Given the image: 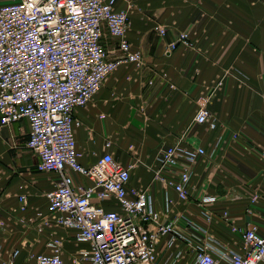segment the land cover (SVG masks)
<instances>
[{"label": "crops", "instance_id": "obj_1", "mask_svg": "<svg viewBox=\"0 0 264 264\" xmlns=\"http://www.w3.org/2000/svg\"><path fill=\"white\" fill-rule=\"evenodd\" d=\"M116 8L129 13L127 39L142 51L143 62L122 63L91 102L76 108L81 162L91 165L107 150L124 164L140 158L131 183L150 188L165 219L180 214L176 225L185 234L201 236L188 225L195 221L227 247L243 251L240 236L220 215L227 210L233 224L264 233V0H117ZM158 26L166 27L164 36ZM181 32L189 42L168 52ZM105 43L110 50L116 47L112 38ZM215 89L209 108L217 125L210 129L195 115L199 95ZM29 132L26 119L0 126L1 260L18 249L15 264H37L35 256L49 250L48 241L61 237L70 263L82 244L49 213L46 193L60 176L36 169L39 158L27 146ZM174 143L207 152L192 166L186 202L154 178L160 149ZM202 194L217 197L209 205L210 221L196 202ZM20 195L27 198L25 210ZM167 197L173 200L170 207Z\"/></svg>", "mask_w": 264, "mask_h": 264}, {"label": "built area", "instance_id": "obj_2", "mask_svg": "<svg viewBox=\"0 0 264 264\" xmlns=\"http://www.w3.org/2000/svg\"><path fill=\"white\" fill-rule=\"evenodd\" d=\"M116 4L117 0L0 2V126L28 120L27 146L39 158L36 169L60 176L46 193L49 213L56 215L58 224L73 229L75 240L82 244L68 263L64 240L55 237L48 241L47 252L35 256L37 264H264V233L256 226L233 224L227 210L220 220L240 236L241 252L195 221L188 220V225L201 236L185 234L176 225L180 214L165 219L150 188L131 183L140 158L124 164L107 150L91 165L81 162L76 108L91 102L122 63L143 62L142 51L127 39L129 13ZM157 30L166 34L165 26ZM106 38L116 41L114 50L107 47ZM180 42H189L187 33H179L167 51ZM216 90L199 95L195 115L197 123L210 129L217 125L209 108ZM105 146L109 149L112 141ZM206 154L202 146L166 145L160 149L154 178L186 202L191 196L192 166ZM257 197L254 194L252 201ZM216 200L211 194L196 200L207 221L213 215L209 205ZM19 201L25 210L26 196L20 195ZM172 203L167 197V207ZM17 255L18 249L1 260L0 248L1 264H15Z\"/></svg>", "mask_w": 264, "mask_h": 264}, {"label": "rangeland", "instance_id": "obj_3", "mask_svg": "<svg viewBox=\"0 0 264 264\" xmlns=\"http://www.w3.org/2000/svg\"><path fill=\"white\" fill-rule=\"evenodd\" d=\"M132 161H134V160H132ZM138 165H141V162H140V163H138V164L135 166V168H134V169H136ZM134 169H133V170H134Z\"/></svg>", "mask_w": 264, "mask_h": 264}]
</instances>
